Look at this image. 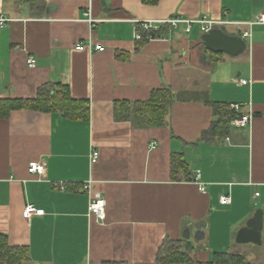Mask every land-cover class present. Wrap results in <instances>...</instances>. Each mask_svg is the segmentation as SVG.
I'll return each instance as SVG.
<instances>
[{"label":"crops","instance_id":"0c3cea01","mask_svg":"<svg viewBox=\"0 0 264 264\" xmlns=\"http://www.w3.org/2000/svg\"><path fill=\"white\" fill-rule=\"evenodd\" d=\"M262 14L264 0H0V17L10 19L0 26V98L33 100L57 84L88 106L85 117L34 107L0 116V234L27 249L22 264H159L164 245L189 226L197 262L239 252L264 264V23L248 24ZM176 18L222 21L215 28L247 49L212 51L198 23L187 32L185 23L165 22ZM148 21L157 36L137 39L151 31ZM97 44L105 50L89 47ZM162 88L174 94L166 124H142L136 104ZM121 102L129 104L124 117ZM217 103L239 105L251 123L204 137ZM179 154L187 169L174 178ZM33 162L45 164L42 175L28 171ZM89 183L92 193L79 191ZM94 193L107 201L104 220L89 215ZM29 204L44 214L24 218ZM259 209L261 244L238 243ZM202 220L205 237L196 242Z\"/></svg>","mask_w":264,"mask_h":264},{"label":"trees","instance_id":"16d2710c","mask_svg":"<svg viewBox=\"0 0 264 264\" xmlns=\"http://www.w3.org/2000/svg\"><path fill=\"white\" fill-rule=\"evenodd\" d=\"M147 4H156L158 0H144ZM161 31V30H160ZM159 31V33H160ZM158 31L142 32L144 41L148 35L157 36ZM162 33L165 31H161ZM160 36V35H159ZM174 101V94L169 88L156 89L152 92L148 101L138 102L136 104V115L138 120L149 126H163L166 124V118ZM129 105L126 102L119 103L118 116H126ZM22 107H34L41 110H61L65 114L72 116L88 115V106L83 100L73 99L67 86L48 84L43 86L38 92V96L33 100H20L13 98H0V116H7L13 109ZM126 107V109H125ZM217 120L211 128L204 133V137L209 135H224L228 132L229 125L235 118L242 117L229 105L217 103L215 105ZM172 167L174 178L177 169H187V164L179 155H173ZM195 245L189 239L171 240L164 245V250L158 258L159 264H173L177 262L187 264H201L194 260L192 255ZM28 259V251L22 247H12L7 241L5 235L0 234V260L6 264H22ZM104 264H124L117 262H105ZM207 264H248L244 254L239 252H216L213 260Z\"/></svg>","mask_w":264,"mask_h":264},{"label":"built area","instance_id":"2783aa9c","mask_svg":"<svg viewBox=\"0 0 264 264\" xmlns=\"http://www.w3.org/2000/svg\"><path fill=\"white\" fill-rule=\"evenodd\" d=\"M10 19L1 16L0 17V26L4 27ZM91 21V20H90ZM166 23H170L173 27H177L179 24L181 23H185L186 26V31L189 32L191 30V26L193 23H198L202 30L205 32L210 31L211 29H214L215 27H217L219 24L222 23V21H216L213 19H198V20H184V19H180V18H176V19H170V20H166ZM264 23V14H262L260 16V18L258 20H253L248 22V24L252 25L255 23ZM153 23L151 21L145 22L143 23V28L145 30H151L153 28ZM136 38L137 39H141L142 35L140 33H136ZM250 35L249 31H245L244 32V37H248ZM153 36H149L148 38H152ZM88 47V46H87ZM90 48H93L94 50H99V51H104L105 47L101 44H97L93 47H91V45L89 46ZM86 46L81 44L77 46V49L79 50H83L85 49ZM27 65L29 67H35L37 64V59L36 57H34L33 55H30L27 57ZM239 82L241 83H246L247 81L243 78L239 79ZM232 107L236 110L239 111V105H232ZM252 120V115H243L242 117H238L235 118L234 120H232V125L236 126V127H244L248 124L251 123ZM99 151L98 150H93L92 152V160L96 161L99 157ZM28 171L32 174H39L42 175L45 172V164L42 162H33L29 165ZM200 178H201V173H198L195 177V181L198 182L199 184V188L201 191H205V185H203V183L200 182ZM89 191L90 193H92L91 191V184H87L86 186H84L83 188L79 189V191ZM260 193H256V195H259ZM231 202V198L230 196H223L221 198V203L222 204H229ZM106 206H107V201L105 199V197L100 194V193H94L91 195V200H90V205H89V215H94L98 220H104L106 217ZM43 215L44 211L37 209V207H35L34 205H27L25 207V209L23 210V216L26 219H30L33 215Z\"/></svg>","mask_w":264,"mask_h":264},{"label":"water","instance_id":"95a60500","mask_svg":"<svg viewBox=\"0 0 264 264\" xmlns=\"http://www.w3.org/2000/svg\"><path fill=\"white\" fill-rule=\"evenodd\" d=\"M202 42L212 51L223 52L231 56H237L247 49V43L242 37L229 35L220 28H214L204 33ZM206 226L207 222L205 220L195 224L194 239L196 242L205 237ZM262 229L263 211L259 209L254 217L247 222V225L239 231L236 241L241 244L250 242L261 244ZM184 237L186 239L190 238V226L184 231Z\"/></svg>","mask_w":264,"mask_h":264}]
</instances>
